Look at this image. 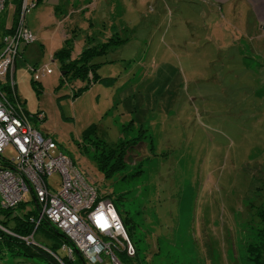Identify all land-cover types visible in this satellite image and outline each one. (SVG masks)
<instances>
[{"label": "rangeland", "instance_id": "rangeland-1", "mask_svg": "<svg viewBox=\"0 0 264 264\" xmlns=\"http://www.w3.org/2000/svg\"><path fill=\"white\" fill-rule=\"evenodd\" d=\"M39 1L8 0L1 15L37 38L19 50L16 92L33 127L55 143L51 156L69 158L100 198L114 200L136 251L120 259L256 264L259 255L264 264V0H95L84 16L99 25L87 21L76 39L56 8L70 5ZM112 24L125 43L93 58L91 48L82 64L86 35L105 41ZM95 63L103 64L97 80L84 75ZM61 180L47 182L58 191ZM25 203L36 210L30 193ZM15 256L0 264H55Z\"/></svg>", "mask_w": 264, "mask_h": 264}, {"label": "built area", "instance_id": "built-area-1", "mask_svg": "<svg viewBox=\"0 0 264 264\" xmlns=\"http://www.w3.org/2000/svg\"><path fill=\"white\" fill-rule=\"evenodd\" d=\"M27 5L34 0H26ZM7 0H0V16ZM2 38L0 52V197L2 207L12 209L33 194L38 208L37 225L49 221L71 241L64 246L73 259L77 251L87 264H124L116 252L135 257L136 251L113 202L100 198L97 189L62 154L51 156L57 148L31 124L16 92L14 71L21 46L36 41L27 23L20 20ZM41 118V116H40ZM12 147L15 157L3 155ZM58 173L62 188L53 191L46 179ZM64 173V174H63ZM63 174V175H62ZM31 238V237H30ZM29 240V238L24 239Z\"/></svg>", "mask_w": 264, "mask_h": 264}, {"label": "trees", "instance_id": "trees-1", "mask_svg": "<svg viewBox=\"0 0 264 264\" xmlns=\"http://www.w3.org/2000/svg\"><path fill=\"white\" fill-rule=\"evenodd\" d=\"M7 4H8V0L6 3V6H7ZM16 7L19 9L21 8L19 2H17V4L15 5V8ZM15 8H14V12H13L14 17L16 15L15 13H17V8H16V10H15ZM16 19H18V18L16 17ZM9 27H11V26H9ZM9 27H6V24L3 23V20L0 16V52L3 49L2 38L11 32V28H9ZM36 40H37V38H36ZM69 41H66L65 44L67 45L69 43ZM123 42L124 41L122 39L113 38L108 43H105L102 46H97V47H94L92 49L91 48L86 49L84 52L81 53V56H79L78 59L80 62H82V64H84L85 60L83 58V55L85 57V54H86V52H88V50L91 49L90 51H92V50L94 51V53H93L94 55L90 56V58H93V57H97V56L105 54V52L109 48H115V47L122 45ZM25 46H27V45H25ZM18 57H19V55H18ZM18 57L16 58V61H17ZM102 65H103L102 63H100V64L95 63V64L91 65L89 67L90 74L87 72V69L84 68L85 69L84 75L89 76L90 78H91V76L92 77L94 76L93 79L97 80L98 78L96 76L97 75L96 69H98ZM37 117L40 118V115ZM128 126H129V124L127 126H124V127L127 128ZM124 132H125V130H124ZM121 146H122V143H121L120 147ZM130 148H132V146L128 147V149H130ZM117 151L119 152V155L116 156L117 157V165H116L117 167H115L113 169L116 171H118L119 169L122 168V166H121L122 158L124 157L123 150L122 151L117 150ZM113 152L114 151H112V154H113ZM116 171H113V172H116ZM56 174H58V173H56ZM110 174H111V172H110ZM47 179H46V182H47ZM49 186L51 187V185H49ZM61 188H62V180H61V187L59 190H61ZM98 193H99V191H98ZM27 195H29V193L25 195V200H26ZM31 196L33 199V203H35L36 198L33 196V194H31ZM103 198L108 199L111 202L114 201V200L112 201L111 198L107 195H105ZM25 200L23 202H21L18 206L14 207L12 209H7V208L2 207L1 197H0V261L2 259H4L5 254H9L11 257L17 255V257L16 256L14 257L15 259H20V258L26 256V257H34V258H47L49 261H51L52 263H55V264H63V263L64 264H76L75 263L76 260H78L80 262V264H87L85 259L77 251L74 252L73 259H70L67 256L66 251L63 247L65 245L66 246H72L71 241L66 237V235L64 233H62L56 226H54L49 221H46V220L41 221L40 224L37 225L38 213H39L38 208H36V210L35 209L34 210H27L28 207L26 206L27 203H25ZM260 218H261L262 226H263L262 230H264V210L261 211ZM121 219H122L124 225L126 226L127 221H125L122 217H121ZM37 235L42 237L45 240V242H48V244H50V247L49 248L48 247L42 248L39 245V243L41 241L38 240ZM129 236H130V238H132L131 234H129ZM26 238H29V240L24 242V239H26ZM2 248L4 249V251ZM64 253L66 254L65 256H64ZM116 255H117L116 257L119 258V260L122 263H124V262L122 261V259H120L119 256H123L124 259L126 257L127 258H135L136 257V256L135 257H128L125 252H121V251L116 252ZM253 261L256 262V264H260L259 255H257L256 258L253 259Z\"/></svg>", "mask_w": 264, "mask_h": 264}, {"label": "crops", "instance_id": "crops-1", "mask_svg": "<svg viewBox=\"0 0 264 264\" xmlns=\"http://www.w3.org/2000/svg\"><path fill=\"white\" fill-rule=\"evenodd\" d=\"M50 1H54V0H50ZM57 1L58 0H56V2ZM94 1L95 0H72V1L71 0H65L66 4L70 5L71 10H69L66 7H63V8L60 7L58 3L56 4V8L59 9L60 11L64 12V14H65V18L63 19L62 22L70 24V26L72 27V32L74 33V38L75 39L77 38V34L78 35L81 34V29H85V27L87 25V21L89 22L88 23L89 24L88 27H89L90 30H91L92 27H96V26L99 25L92 18L88 19V18H85V16H84L85 13L87 14L89 12V9H90L89 7L93 5ZM42 2H49V0H43V1L41 0V3ZM256 8H257V6H256ZM257 13H258L259 17H261L263 19V21H264V13H263V11L261 9L257 8ZM112 20H113V18L109 19V21H112ZM85 21H86V24H85ZM102 23L106 26L105 22H102ZM108 26H110V28L112 30V35L109 38H106L105 41H103L100 38V35H98L97 33L91 32V34H87L86 35V41L87 42L84 44V48L82 49L81 53L84 52L88 48H94V47H97V46H102L105 43H108L113 38L122 39V40L126 39L127 40V38L121 36L119 33H114L113 32L115 24L108 25ZM66 41H69V43L67 44L68 46H73L74 45L73 38L70 37V34L66 35V38L64 40V44L66 43ZM123 43H125V41ZM90 45H92V47H88ZM112 49H114V48L107 49V51L105 53L109 54V52ZM97 57H99V56H97Z\"/></svg>", "mask_w": 264, "mask_h": 264}]
</instances>
